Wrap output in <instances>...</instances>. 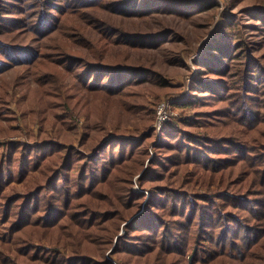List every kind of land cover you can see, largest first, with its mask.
I'll use <instances>...</instances> for the list:
<instances>
[{
    "label": "trees",
    "instance_id": "trees-1",
    "mask_svg": "<svg viewBox=\"0 0 264 264\" xmlns=\"http://www.w3.org/2000/svg\"><path fill=\"white\" fill-rule=\"evenodd\" d=\"M32 1V16L5 18V32L22 29L28 21L41 36L63 31L73 38L76 27L71 19L67 26L63 20L69 7L84 11L112 4L127 16L149 19L162 10L189 15V7L197 5L190 0L165 1L167 5H161L164 0ZM256 16L264 21L263 12ZM118 37L106 33L96 43L89 39L82 45L99 58ZM57 46L63 51L50 46L48 62L31 69L38 84L57 76L59 64L77 72L84 88L116 94L128 110H135L131 105L143 96L136 88L148 70L129 71L141 69L101 58L85 60V52ZM59 54L64 57L59 59ZM219 62H203L190 82L191 91L181 104L196 108L191 120L166 119L159 130L152 123L139 146L128 136L103 138L96 152H105L94 154L95 167L92 156L79 167L77 158L60 162L58 146L10 143L0 155V264H112L108 257L121 251L136 257L120 258L122 264H264V67L249 54H242L233 73L225 60ZM58 106L52 102L50 108ZM7 108L0 99V118L11 123ZM152 142L156 144L149 158ZM131 148L137 150L131 153ZM13 151H20V157L13 158ZM146 159L162 169L159 173L151 166L140 175L142 187L150 192L141 210L144 195L132 193L130 185ZM14 179L25 183L24 192L8 191ZM148 179L161 185H144ZM120 226L124 235H118Z\"/></svg>",
    "mask_w": 264,
    "mask_h": 264
},
{
    "label": "rangeland",
    "instance_id": "rangeland-1",
    "mask_svg": "<svg viewBox=\"0 0 264 264\" xmlns=\"http://www.w3.org/2000/svg\"><path fill=\"white\" fill-rule=\"evenodd\" d=\"M165 1L171 2L164 0L161 5L166 4ZM190 1L197 5L189 7L188 12L191 11L189 15L162 10L148 16L149 19L127 16L114 9L112 4L84 11L69 7L71 12L65 15L63 20L65 24V21L69 22L68 19H71V24L76 27L74 32L78 33L73 39L63 34V31L41 36L34 31L28 21H25L27 26L22 29L5 32V18L27 20L29 15L32 16L33 1L1 0L0 8L4 4L5 9H0V99L8 107L6 111L11 112L14 118L11 123L0 118L1 157L5 155L8 147L13 146L9 145L10 143H19V146L24 147L46 144L58 146L60 162L77 158L79 167L87 163L92 156V167H95L94 154L105 152L104 150L96 152L103 138L112 135L120 138L128 136L136 139L137 142L134 144L139 146L142 134L148 132L152 123L157 121L156 112L159 111L161 104L166 105L164 109L169 122L176 121L182 116L191 120L196 108L181 103L191 91L190 82L197 76L203 62L213 60L216 63L218 60L220 62L225 60L231 65L233 73L241 65L242 54H249L264 67V21L256 16L264 13V0ZM11 3L18 9L9 6ZM54 3L57 4L58 0H54ZM67 4L65 1L63 5ZM19 9L20 12L16 13ZM9 10L16 12L10 13ZM106 33L111 38L119 35L118 38L122 41L117 38L115 43L109 45L108 51L103 57H99L102 62L126 63L141 69L129 70L133 72L149 71L145 72L148 77L139 81L141 83L136 88L143 96L140 103L131 105L135 110H128L121 97L116 94H105L100 90L103 95L84 88L76 76L77 72L67 70L59 64V71L55 73L57 76H53L54 74L48 76V79L40 81L41 85L31 75L32 68L42 62H48L46 56L52 47L57 52L63 51V47L57 46L59 44H66L71 49L85 52L87 57H84L85 60L98 61L99 58H94V53L82 44L89 42V39L96 43ZM134 34L137 37L135 39L131 37L135 36ZM135 40L139 44L131 43ZM222 47L225 48L223 53L220 51ZM39 56L40 58L31 63L33 58ZM57 57L62 59L64 56L59 54ZM154 74L156 77L151 78L150 76H155ZM46 92H55L59 95L47 96ZM52 102H59L60 106L50 108ZM183 126L187 127L186 123ZM161 127H157V130ZM147 140L151 142V138ZM155 144L152 142L148 147L149 158H152L154 153L152 148ZM133 150L137 148H131V153ZM20 153L13 151L11 156L19 158ZM148 159L131 177V192L144 195L141 210L150 192L149 189L142 187L140 175L151 166L156 172L162 169L157 164L149 165ZM14 170L15 172L18 170V164ZM13 174L15 177L16 173ZM153 180L155 179L144 180L143 184L155 188L161 185L157 180ZM25 189V183L17 182L16 179L8 187L10 193H21ZM124 233V228L120 226L118 235ZM114 243L115 239L110 250ZM43 244L49 247L45 242ZM110 250L105 254L106 257L109 256ZM108 258L112 264H122L120 258L126 261L127 258H131V261L136 260L134 255L129 256L122 251L119 255Z\"/></svg>",
    "mask_w": 264,
    "mask_h": 264
},
{
    "label": "built area",
    "instance_id": "built-area-1",
    "mask_svg": "<svg viewBox=\"0 0 264 264\" xmlns=\"http://www.w3.org/2000/svg\"><path fill=\"white\" fill-rule=\"evenodd\" d=\"M166 105L165 104H161V106L159 107V111L157 112V121H156V126L160 127L161 123L167 119V112L166 110Z\"/></svg>",
    "mask_w": 264,
    "mask_h": 264
}]
</instances>
